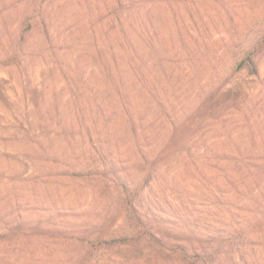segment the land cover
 <instances>
[{
	"label": "rangeland",
	"instance_id": "obj_1",
	"mask_svg": "<svg viewBox=\"0 0 264 264\" xmlns=\"http://www.w3.org/2000/svg\"><path fill=\"white\" fill-rule=\"evenodd\" d=\"M13 1L0 0V264H264L249 190L264 167L245 160L264 154V0H124L125 32L111 26L116 0L49 1L48 33L25 27L34 0L6 10ZM124 38L138 52L125 74L137 131L108 92L78 107L58 63L83 51L102 69L86 53ZM248 51L257 74L238 70ZM183 140L188 156L148 178L161 158L145 162L136 145Z\"/></svg>",
	"mask_w": 264,
	"mask_h": 264
},
{
	"label": "trees",
	"instance_id": "obj_2",
	"mask_svg": "<svg viewBox=\"0 0 264 264\" xmlns=\"http://www.w3.org/2000/svg\"><path fill=\"white\" fill-rule=\"evenodd\" d=\"M21 0H14L10 5L6 6V10L16 5L17 2ZM54 2L56 0H34V8L31 14L28 16V23L26 24L27 29H42L46 33L50 30V18L48 14V7L46 5H43L44 2L50 3ZM118 4L117 8L115 9V17L113 21L111 22V26L115 27L118 25V27H122L123 31L125 32L124 23H123V12L124 7L122 5L124 0H116ZM140 32L145 33L146 32V26L140 24ZM9 29V26H7ZM27 29H24L21 34L16 35L14 40V47L15 52L18 53V51L22 48L23 44L26 41V33ZM10 30V29H9ZM11 34V33H10ZM134 42L130 39L124 38L119 42V48H115L114 46H110L109 50L107 51H97V52H91L88 51L86 54L88 56L93 57L95 64H100L102 66V69L99 68H92L90 65H84L81 63L80 58L83 56V51L76 56L74 59H71L69 61L63 59L60 62V66L62 67V72L64 74L65 79L71 83L72 86V94L74 95V101L78 107H81L83 95L88 96L89 98H95L97 96L105 95L107 92L106 97H112L113 100H118L121 102L122 110L124 111V116L128 118V130L130 131H137V127L134 121V114H135V106L133 103L130 102L132 100V94L131 90L129 88V83L125 79V74L128 70L132 69L135 66V60L131 58V54L138 53L137 50H135ZM126 55V56H125ZM92 61V59H91ZM237 67L239 66L238 70L243 69L244 67H248L252 73H258V67L257 62L254 56V53L252 52H243L238 57ZM82 64V65H81ZM92 66V65H91ZM93 78V79H92ZM215 95V94H214ZM213 99L214 97H209ZM95 102V100H93ZM119 106V105H118ZM100 108V107H99ZM90 109H94V107L90 108L87 105H84L80 110H82V113L85 111H88ZM78 110V111H80ZM85 110V111H84ZM220 113V112H219ZM218 113V114H219ZM85 122V136L91 137L93 132L91 125L88 123L87 117L84 115H81ZM166 119H168V124L173 123L175 124V121L172 119V117L168 114L164 115ZM84 122L82 125H84ZM136 139L138 140L137 134H135ZM102 142V140H100ZM137 144V143H136ZM175 146V145H174ZM137 151L141 155V159L145 162H151L150 158H161L160 161L154 162L153 168L151 167V172L148 171V178H151V173L156 172L157 164L161 163H169L176 159L178 155L185 154L188 156V154L191 152V147L186 146V142L184 143V140L181 145L175 146V147H154L148 152L146 150H141V147L137 144ZM167 152V153H166ZM165 153V154H164ZM104 156V155H102ZM90 163H87L89 165H94L93 167L89 168L92 171H95L97 173H102L105 168L102 170H98L99 166H96V158L91 157ZM245 160L249 161H257L255 166H257L259 169H263L264 167V154L261 153V156L252 155V154H246ZM96 168V169H95ZM104 174V173H102ZM108 175V174H104ZM263 178L258 182L257 188H252L250 186V192L253 193L254 191H258V197L254 198L255 207L254 210L257 212V214H261V217L259 216V220L264 221V188L262 187V183L264 182V174L262 175ZM123 194V193H122ZM124 196V202H126V208L129 210L130 219H132L131 222H136L140 226L142 224L141 219L139 216L134 215V212L136 211L135 207L133 206L131 200L127 199V196L123 194ZM251 211V210H250ZM222 232V233H221ZM221 236L219 238H223L227 235H231V232L226 230H221ZM2 236L0 235V238ZM105 241V240H104ZM102 242V241H101ZM191 248L193 249H200L203 248L201 244H198L196 246L191 245ZM206 251V250H205ZM184 254V252H183ZM201 264L205 263V259L200 260Z\"/></svg>",
	"mask_w": 264,
	"mask_h": 264
}]
</instances>
